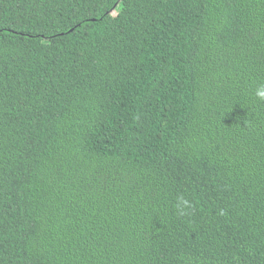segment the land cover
<instances>
[{"label":"trees","instance_id":"16d2710c","mask_svg":"<svg viewBox=\"0 0 264 264\" xmlns=\"http://www.w3.org/2000/svg\"><path fill=\"white\" fill-rule=\"evenodd\" d=\"M260 84L264 0H0V264H264Z\"/></svg>","mask_w":264,"mask_h":264},{"label":"clouds","instance_id":"9594fccd","mask_svg":"<svg viewBox=\"0 0 264 264\" xmlns=\"http://www.w3.org/2000/svg\"><path fill=\"white\" fill-rule=\"evenodd\" d=\"M254 96L257 101L264 103V84H260L258 87L254 89ZM192 207L189 200L181 197H178L177 203H176V211L178 215H186L187 210Z\"/></svg>","mask_w":264,"mask_h":264}]
</instances>
